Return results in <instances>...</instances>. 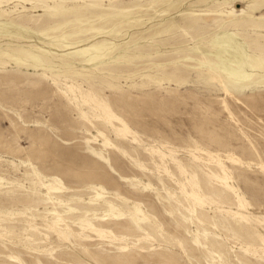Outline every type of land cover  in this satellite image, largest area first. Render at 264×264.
I'll return each instance as SVG.
<instances>
[{
    "label": "rangeland",
    "instance_id": "obj_1",
    "mask_svg": "<svg viewBox=\"0 0 264 264\" xmlns=\"http://www.w3.org/2000/svg\"><path fill=\"white\" fill-rule=\"evenodd\" d=\"M0 264H264V0H0Z\"/></svg>",
    "mask_w": 264,
    "mask_h": 264
},
{
    "label": "bare ground",
    "instance_id": "obj_2",
    "mask_svg": "<svg viewBox=\"0 0 264 264\" xmlns=\"http://www.w3.org/2000/svg\"><path fill=\"white\" fill-rule=\"evenodd\" d=\"M234 12V11H233Z\"/></svg>",
    "mask_w": 264,
    "mask_h": 264
}]
</instances>
